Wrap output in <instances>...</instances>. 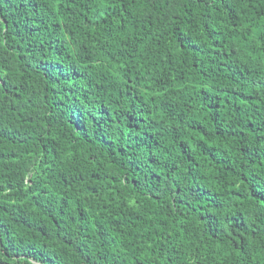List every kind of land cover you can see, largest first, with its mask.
Instances as JSON below:
<instances>
[{
  "label": "trees",
  "instance_id": "obj_1",
  "mask_svg": "<svg viewBox=\"0 0 264 264\" xmlns=\"http://www.w3.org/2000/svg\"><path fill=\"white\" fill-rule=\"evenodd\" d=\"M0 264H264V0H0Z\"/></svg>",
  "mask_w": 264,
  "mask_h": 264
}]
</instances>
